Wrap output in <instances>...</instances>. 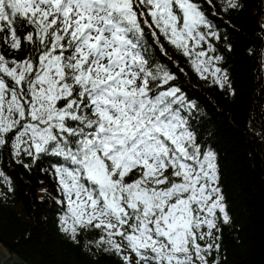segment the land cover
<instances>
[{"label": "snow or ice", "instance_id": "1", "mask_svg": "<svg viewBox=\"0 0 264 264\" xmlns=\"http://www.w3.org/2000/svg\"><path fill=\"white\" fill-rule=\"evenodd\" d=\"M209 7L216 16L245 3L0 0V151L28 170L55 158L57 227L92 256L225 264L220 233L232 218L217 154L193 127L196 103L150 52L171 46L231 92Z\"/></svg>", "mask_w": 264, "mask_h": 264}, {"label": "trees", "instance_id": "2", "mask_svg": "<svg viewBox=\"0 0 264 264\" xmlns=\"http://www.w3.org/2000/svg\"><path fill=\"white\" fill-rule=\"evenodd\" d=\"M244 3L239 12L212 16L210 7L207 12L221 35L214 43L231 92L201 80L171 46L166 45V54L155 45L150 52L176 74V83L196 103L193 127L217 154L220 187L232 218L231 225L222 226L220 259L264 264V33L259 28L264 0ZM55 163V158L42 157L28 170L0 151V173L13 188L8 193L0 177V247L23 264H116L107 255L86 253L59 232Z\"/></svg>", "mask_w": 264, "mask_h": 264}, {"label": "water", "instance_id": "3", "mask_svg": "<svg viewBox=\"0 0 264 264\" xmlns=\"http://www.w3.org/2000/svg\"><path fill=\"white\" fill-rule=\"evenodd\" d=\"M0 264H23L16 257L8 256L0 247Z\"/></svg>", "mask_w": 264, "mask_h": 264}, {"label": "rangeland", "instance_id": "4", "mask_svg": "<svg viewBox=\"0 0 264 264\" xmlns=\"http://www.w3.org/2000/svg\"><path fill=\"white\" fill-rule=\"evenodd\" d=\"M17 259V258H16Z\"/></svg>", "mask_w": 264, "mask_h": 264}]
</instances>
